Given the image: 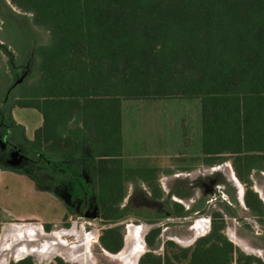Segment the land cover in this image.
<instances>
[{"label":"trees","instance_id":"trees-1","mask_svg":"<svg viewBox=\"0 0 264 264\" xmlns=\"http://www.w3.org/2000/svg\"><path fill=\"white\" fill-rule=\"evenodd\" d=\"M8 2L48 33V42L35 48L36 76L10 86L22 87L12 106L41 114L42 126L31 141L37 153L70 154L74 145L65 130L72 121L81 123L96 152L86 173L105 224L123 218L124 184L134 174L154 198L162 197L156 169H129L121 159V100L145 98L201 100V146L211 156L208 164L231 159L249 215L264 220L251 179L254 170L264 172V0ZM0 52L13 57L2 43ZM174 205V216L185 217ZM210 215V232L180 249L179 264H264L221 233L222 213ZM119 230L107 228L99 237L111 254L122 247ZM159 233L155 228L146 235L149 251L138 264H174L166 253L153 252Z\"/></svg>","mask_w":264,"mask_h":264},{"label":"rangeland","instance_id":"rangeland-1","mask_svg":"<svg viewBox=\"0 0 264 264\" xmlns=\"http://www.w3.org/2000/svg\"><path fill=\"white\" fill-rule=\"evenodd\" d=\"M4 1L5 5L0 0V43L8 47L13 57L8 58L0 52V114L5 119L4 123H9L6 125L11 130L9 119H12V104L22 87L17 85L14 88H10V86L16 79L17 81L23 79L27 82L33 80L36 76L38 60L35 56V48L48 42V33L33 25L30 14L21 12L11 6L8 0ZM164 102H158L162 103L164 110V112L161 110L160 115L148 112V116L155 119H143V116H145L143 112L146 109L143 111L142 109L137 110L135 106H132L127 110L128 113L126 114L130 119H124L123 126L124 167L129 169H156L155 183L162 193L161 198H154L149 188L134 174L124 184V198L120 204L123 218L116 223L105 224L101 219H98L99 211L90 183L85 184L87 195L85 196L83 208L79 213H72L73 211L70 208L66 210L64 204L49 194H40L35 191L32 194L34 196H31L33 198L27 199V196L23 197L25 190H23L22 186L27 184V180L24 177L14 178L10 176V178H4V187H8V190H11V196H6L5 188L1 190V204L7 208V212L0 213V229L3 225H6L5 229L8 234L3 240L4 242H2L6 244L15 241L11 237L12 232L15 231L16 227L21 226L13 223H24L23 228L44 229L48 235L50 234L51 242L54 241L55 244L59 242L56 238H59L58 235L63 240L67 239V242L78 241L76 244H80L84 240L75 237L74 234L69 235V233L77 232V236L89 233L90 237H86L87 244L89 243V253L85 255V263L120 264V260L124 259L123 252L120 251L121 253L108 255L104 253L100 245L99 237L105 229L119 226V232L124 236L127 223L136 225L147 224L149 228L146 232L157 227L160 228L157 240L161 243L168 240L173 241L172 238L174 236L180 240H186L195 232L192 226L196 220L208 219L210 213L216 211L223 214L228 228L236 229L242 237L252 244V247L247 248L245 246V252L264 261V250L257 249V247H264V232H261L264 230V220H260L261 222L258 223L259 229L256 228L254 224L256 220H253L249 216V211L241 205L240 197L243 195L244 190L240 182L234 177L232 170L226 165L228 162L210 167L204 164L202 155H176L164 158L158 156L160 153L166 154L174 151L191 153L195 151L198 144L196 131L194 129L193 131L191 129L190 132L186 130L188 126H191L192 122L186 123L185 127H183L180 119H168L173 111H176L173 118L183 115V112H179L180 107L178 104H173L175 107L171 111L170 103L173 101L166 100ZM27 113L29 112L26 110L21 114L24 120H28ZM170 122H172L171 125L169 124ZM184 135L188 140L184 139ZM8 138H5L4 142L11 144L20 142L21 147L18 153L24 156L26 163L29 158L37 159L36 154L32 153L30 155L23 141L24 137L19 135L17 131L11 130ZM169 145L170 147L175 145L177 150L171 149ZM7 147H9V144ZM45 156L40 162V171L48 174L50 164H52L51 171H56L54 172L56 176L58 175L64 179H73L75 171L62 165V162L65 161L63 158ZM22 171L27 173L28 169ZM83 174H86V172ZM253 178L259 184L253 190L259 192L264 203V177L262 178L260 175L255 174ZM65 190L70 195L78 192L69 186ZM174 203L182 207V212L186 213L185 218L174 217V212L178 209ZM227 206L234 210L236 218L227 215L225 208ZM85 211L96 215L93 217L90 214H83ZM23 214L33 216L17 218V216ZM41 215H44V218ZM47 217L51 219L46 220L45 218ZM46 225L50 226L48 230L45 229ZM166 228V232H163L162 230ZM54 233H58V235L55 236ZM95 233L99 236L97 237V242L93 243ZM36 235L41 238L38 239L40 241L48 240L44 239V235L38 232ZM123 240L122 247L124 245ZM161 243L160 248L154 252L160 255L166 253L171 261L179 264L175 257H179L181 248H187L188 246L173 241L175 246L167 245L164 248ZM146 249L148 250V248ZM6 253L7 251L2 253V255ZM25 258H31L33 264H58L57 259H60L63 264H81L80 260L72 261L68 257L56 256L53 253L29 255ZM129 259L130 257L127 260ZM17 261L9 259L7 264H13ZM186 261L182 260L180 263L184 264Z\"/></svg>","mask_w":264,"mask_h":264},{"label":"crops","instance_id":"crops-1","mask_svg":"<svg viewBox=\"0 0 264 264\" xmlns=\"http://www.w3.org/2000/svg\"><path fill=\"white\" fill-rule=\"evenodd\" d=\"M166 100L173 101L170 103V107L172 109L171 111H173L175 107V105L173 104L177 103L178 106L180 107L179 112H183L182 116L173 118L176 114V111L175 112L173 111L172 115L168 119H180V122L182 121L183 127H185L184 125L186 123L192 122L191 126L190 127L188 126L186 130L188 132H190L191 129L192 131L193 129L194 131H196V136H197V141H198L197 143L199 145L197 144V148H195V151L191 153L190 152L180 153V152L174 151L173 153H168V152L166 154L160 153L158 154V156L164 158V157H174L176 155L197 154V155H202L204 157V164H206L207 166L213 167L215 165H219V164H214V165L208 164L210 161L209 157L211 156L209 154H205L202 152V146H201L202 144V127H201L202 105H201V100L196 99V98L194 99H187V98L122 99L121 100V159H122L123 165H124V160H125L124 152H123L124 147H125L124 139H123L124 119H127V120L130 119V117L126 115L128 113L127 110H129L132 106H135L137 110L142 109L143 111L144 109H146V111L143 112V115H145L143 116V119H155V118L149 117L148 112H154L157 115H160L161 110L163 112L164 110H163L162 103H158V102H164ZM26 110L29 112L27 113L28 120H24L21 117V114L24 113ZM1 117L2 116L0 114V118ZM11 118L12 119H9V122L11 123V130L14 132L17 131L19 135L23 136L24 137L23 141L25 142V145L30 149V142L34 138L35 131L42 126L43 119H42L41 114L33 108H21V107L13 106L11 109ZM1 119H3V117ZM3 121L0 120V144L3 143L1 141V138L3 137V135L6 136V139H9L8 137H9V134L11 133V130L8 129L7 125L3 126L4 124ZM5 124H9V123H5ZM169 124L171 125L172 122H170ZM3 127L5 128V130ZM2 131L4 132L2 133ZM65 135L69 136L72 139V142L74 145L72 152L70 154L50 153V156H53L55 158L56 157L63 158L65 161L62 162V165L65 167H70V169L75 171V175L73 179L72 178L64 179L63 177H60L58 175L55 176V173H53L52 175L53 178L49 179L47 176L48 174H45L44 172L40 171L41 163H37V162L33 163L31 167L28 166L26 168L28 169V172L25 173L22 170H25V168L23 169V167L26 161L21 156H19V153H18L20 151L19 148L21 147L20 142L12 143L14 150L4 149L3 147L0 146V213L1 214L7 212V208L3 207L1 204V196H2L1 190L5 188L6 196L7 197L11 196V190H8L9 189L8 187H4V184H5L4 178H8V177L10 178V176L14 178L24 177L27 180V184L22 186L23 190H25V192L23 193V197L27 196V199L33 198L31 197V196H34L32 195L34 194L33 192L38 191L40 194H49V195L54 196L59 202L64 204L66 210L70 208L69 200H72L71 199L72 195L68 194L67 190L65 189L66 187L69 186V187H73L74 190H77V188L80 185L89 183V177L87 173L86 174H83V173L87 172L89 163L91 162L92 159L96 157V152L94 148L92 147L88 139L87 133L85 132L80 122L79 123L75 121L70 122L65 130ZM185 138L188 140L186 136L184 137V139ZM199 139H200V142H199ZM170 148L173 150H177V148H175V145ZM224 162H228V164L226 165L229 167L230 170H232V173L234 177L236 178L232 164H231V159L225 160L222 163ZM256 172L257 171L254 170L252 172L253 174L251 175L252 188L259 186V184H257L255 179L253 178ZM259 175L260 177L263 178L264 172L260 171ZM56 179H58V181H54ZM254 191L258 194L259 198L261 199L263 203L262 196L259 195V192L257 190H254ZM237 193H238V189H237ZM75 194L73 193V195ZM237 199H238V196H237ZM240 202H241V205L245 207L244 201H243V195L240 197ZM227 215L229 217L236 218V215L235 216H230L229 214ZM30 216H33V215L23 214V215L17 216V218H25V217H30ZM41 217L44 218V215H41ZM177 218H182V217H177ZM251 218L253 220H256L255 222L257 224L255 222L254 224L256 228L259 229L258 223L260 222V220H257L256 218H253V217ZM45 219L48 220L51 218L47 217ZM211 219H212L211 215H209L208 219L202 218L200 220L199 219L196 220L194 225L192 226V229L195 230V232L192 233V236L187 238L186 240H180L176 236H174L172 240L177 243L184 244L185 246L193 247L197 239L206 236L210 232L211 223H212ZM218 220H220V218ZM223 220L225 221V227L223 230H221V233L226 237L228 241H230L234 245L235 248H238L245 254H248L245 252L246 249L244 248L245 246L247 248L252 247V244L248 242L244 237H242L236 229L228 228L224 217H223ZM13 224H18L21 227H16L15 231L12 232L11 237H13V239L15 240L12 243H6V244L3 243L4 242L3 240L5 239L6 235H8L6 233L7 230L5 229L6 225H3L0 229V253H1L0 264H7L9 259H13L14 261H17V260L24 259L26 256H29V255H35V254L46 255V254H51V253L55 254L56 256H60V257H64V256L68 257L69 260H72V261L80 260L81 264H86L85 255L89 253V243L87 244L86 237L88 236L90 237L89 233L79 234L81 236H77L78 235L76 234L77 232L69 233V235L74 234L75 237L83 239L84 240L83 243H80V244H76L78 241L67 242V239L63 240L62 237L58 235V233L56 234L54 233L55 236L57 235L59 236V238L56 237L59 242L55 244L54 241L51 242V239L49 237L50 234L48 235L44 231V229H35L33 227L23 228V226L25 225L24 223H13ZM148 228L149 226L147 224H139V225H136L133 223L126 224L125 233H124V236H122V240L124 239L123 240L124 248L121 247L120 249V251L123 252L124 254L123 255L124 259L120 260L121 261L120 264H131L132 262H133L132 264H138L140 257L144 253L149 251V249L148 250L146 249L148 247L146 246V243H145V237L152 229L149 232H146ZM166 230L167 228L163 229L162 231L166 232ZM37 232L40 233L41 235H44L43 238L44 239L46 238L48 240H45V241L38 240L41 238L37 237L36 235ZM261 232H264V230H262ZM98 236L99 235H96L95 233V236H94L95 238H94L93 243L97 242ZM173 241L168 240L166 242H163V243L159 242V243H161V246L165 247L166 243L168 242L173 243ZM122 248H123V251H122ZM159 248H160V244H159ZM257 249L264 250V247H257ZM6 251L7 253L2 255V253ZM103 251L104 253L108 255H115V253L111 254L104 249ZM120 251L116 252V254L121 253ZM133 256L134 258L132 259L131 257ZM129 257L131 260H127ZM172 263L174 262L172 261Z\"/></svg>","mask_w":264,"mask_h":264},{"label":"flooded vegetation","instance_id":"flooded-vegetation-1","mask_svg":"<svg viewBox=\"0 0 264 264\" xmlns=\"http://www.w3.org/2000/svg\"><path fill=\"white\" fill-rule=\"evenodd\" d=\"M2 118V117H1ZM0 118V120L1 121H3L4 119H1ZM4 122V121H3ZM3 126H6V124L4 123L3 124ZM6 138V136L5 135H3V139L1 138V141L3 142L2 144H0V146L1 147H3L4 149H9V150H12L13 149V145L11 144V143H8V142H4V139ZM8 144H9V147H7L8 146ZM28 148V147H27ZM26 148V149H27ZM14 150V149H13ZM28 150V152H30V155L33 153V154H36V156H37V159L36 160H33V159H31V158H29V159H27V163L25 162V164H24V167H23V169L25 168H27L28 166H32L33 165V163H35V162H37V163H40V162H42V160H43V158L44 157H46L45 155H50V153H52V152H39V153H36L34 150H33V148H32V146H31V142H30V149L28 148L27 149ZM19 156H21L23 159H24V156L21 154V153H19ZM26 161V160H25ZM30 161V162H29ZM47 163V162H46ZM51 169H52V164H50V169L48 170L49 172H48V178L49 179H52L53 177H52V175H53V173L54 172H56V171H54V170H52L51 171ZM60 171V170H59ZM45 173V172H44ZM46 174V173H45ZM56 176V175H55ZM54 181H58V179H56V180H54ZM77 193H76V195H72V200H69L70 201V209H71V211H73L72 213H79L80 212V210L83 208V206H84V204H85V196L87 195V192H86V189H85V184H82V185H80L78 188H77ZM96 206L98 207V205H97V202H96ZM83 214H86V215H89L90 213L88 212V211H85ZM90 215H92L93 217H95V213H93V214H90Z\"/></svg>","mask_w":264,"mask_h":264},{"label":"bare ground","instance_id":"bare-ground-1","mask_svg":"<svg viewBox=\"0 0 264 264\" xmlns=\"http://www.w3.org/2000/svg\"><path fill=\"white\" fill-rule=\"evenodd\" d=\"M30 236H31V235H30ZM88 237H89V236H88ZM26 238H27V237H26ZM92 240H93V238H92ZM21 247H22V246H21ZM32 249H33V248H32ZM25 250H26V249H25ZM137 253H138V251H137ZM133 255H134V254H133ZM131 258H132V257H131ZM133 258H134V256H133ZM133 258H132V259H133ZM129 260H130V259H129ZM132 263H133V262H132ZM132 263H131V264H132Z\"/></svg>","mask_w":264,"mask_h":264},{"label":"water","instance_id":"water-1","mask_svg":"<svg viewBox=\"0 0 264 264\" xmlns=\"http://www.w3.org/2000/svg\"><path fill=\"white\" fill-rule=\"evenodd\" d=\"M21 80H22V79H21ZM21 80H20V81H21ZM20 81L18 80V81H16V83H17V82L19 83Z\"/></svg>","mask_w":264,"mask_h":264}]
</instances>
